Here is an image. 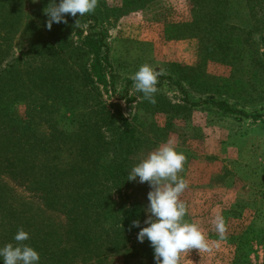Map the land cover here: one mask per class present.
Listing matches in <instances>:
<instances>
[{
	"label": "rangeland",
	"instance_id": "1",
	"mask_svg": "<svg viewBox=\"0 0 264 264\" xmlns=\"http://www.w3.org/2000/svg\"><path fill=\"white\" fill-rule=\"evenodd\" d=\"M36 2L29 0L26 10ZM205 11L208 17L204 19L205 13L194 11L191 0H98L94 12L77 14L75 26L82 36L88 31L101 34L109 48L114 83L109 88L106 85L107 92L102 83L97 85L103 103L109 108L117 106L124 118L141 128L130 170L169 139L187 158L178 173L188 183L180 196L187 206L184 219L196 223L206 239L218 241L219 246L211 252L181 253L180 264H230L235 249L231 237L264 228V0H227L226 5ZM192 20L211 30L206 44L209 54L202 52L197 41L176 36V28ZM73 40L78 43L75 36ZM225 45L236 53L222 52ZM25 48L26 40L18 33L11 50L17 55ZM145 63L163 69L161 76H170L183 92L163 79L157 84L156 103L144 100L130 76ZM87 69L95 77L98 67L92 55L87 58ZM184 98L195 105H188ZM207 99L222 100L247 116L218 111L204 103ZM163 102L174 108L158 111L156 106ZM68 118L65 111L56 115L65 130L72 128ZM4 182L15 198L25 200L18 201V206H38L35 198ZM150 190L148 183L141 184L137 178L128 181L125 194L112 192L111 200L117 211L137 203L142 228L147 226ZM217 214L226 224L223 240L213 223ZM45 216L51 227L61 224L58 215ZM141 228L128 234L122 257L110 256L102 264H155L150 242L137 240ZM251 244L248 263L261 264L263 253Z\"/></svg>",
	"mask_w": 264,
	"mask_h": 264
},
{
	"label": "trees",
	"instance_id": "2",
	"mask_svg": "<svg viewBox=\"0 0 264 264\" xmlns=\"http://www.w3.org/2000/svg\"><path fill=\"white\" fill-rule=\"evenodd\" d=\"M28 2L0 0V248L15 244L14 236L23 228L30 237L24 243L39 253V264H102L110 256L122 257L128 234L139 230L129 231L133 220L140 221L137 203L117 211L111 195L125 194L141 128L117 106L109 108L102 101L97 85L102 83L107 92L114 75L101 34L88 31L82 36L70 14L64 17L67 24L53 23L48 30L44 9L51 0H38L26 10ZM226 2L191 0L194 11L205 13L204 19L205 10ZM175 32L197 41L209 54L210 29L192 20ZM18 33L26 48L14 55L11 44ZM223 48L236 53L230 45ZM89 55L98 67L92 78ZM163 79L183 92L170 76H160L159 82ZM204 103L247 116L222 100ZM156 108L174 107L163 102ZM61 111L68 113L71 130L56 120ZM5 180L35 198L38 206H18L25 200L15 198ZM48 213L61 218L58 227H51ZM231 239L235 249L230 264H249L251 242L260 247L264 264V228L243 230Z\"/></svg>",
	"mask_w": 264,
	"mask_h": 264
},
{
	"label": "clouds",
	"instance_id": "3",
	"mask_svg": "<svg viewBox=\"0 0 264 264\" xmlns=\"http://www.w3.org/2000/svg\"><path fill=\"white\" fill-rule=\"evenodd\" d=\"M98 0H51L44 9L47 17L46 27L51 30L53 23L67 24L65 15L73 18L94 12ZM79 21L76 20L75 25ZM164 74L163 69L156 70L148 63L139 66L138 70L130 76L133 87L142 93V98L155 104V94L158 91L159 77ZM175 141L169 139L158 148L148 153L139 163L134 165L127 177L128 181L148 183L150 191L147 199L149 204L145 211L147 219L141 228L139 220H133L131 228H141L137 240L143 243L145 239L150 242L154 250L155 264H180L181 253L195 249L199 252H211L218 247V241H208L201 228L193 222L184 219L187 206L180 199L187 189V181L178 173L183 170L186 156L175 148ZM215 231L220 239H225L226 224L222 215L214 218ZM29 234L23 228L17 230L14 236L15 244L8 243L0 248V258L3 264H39V253L24 242L29 240Z\"/></svg>",
	"mask_w": 264,
	"mask_h": 264
}]
</instances>
